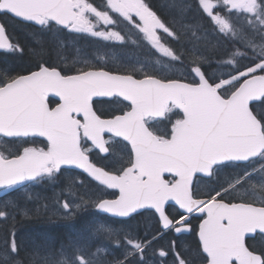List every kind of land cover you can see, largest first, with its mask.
Here are the masks:
<instances>
[{
  "label": "snow or ice",
  "instance_id": "1",
  "mask_svg": "<svg viewBox=\"0 0 264 264\" xmlns=\"http://www.w3.org/2000/svg\"><path fill=\"white\" fill-rule=\"evenodd\" d=\"M168 8L166 20L152 0H0V18L55 42L124 46L132 33L168 58L162 69L49 56L27 74L0 70V140L20 146L0 151V220L11 222L0 264H20L17 215L33 211L23 193L61 182L56 215L91 208L102 218L67 236L55 264H264V0ZM0 50L24 53L4 23ZM188 233L198 234L195 255L179 244Z\"/></svg>",
  "mask_w": 264,
  "mask_h": 264
},
{
  "label": "trees",
  "instance_id": "2",
  "mask_svg": "<svg viewBox=\"0 0 264 264\" xmlns=\"http://www.w3.org/2000/svg\"><path fill=\"white\" fill-rule=\"evenodd\" d=\"M93 2L98 6H103L104 0H93ZM152 3L159 8V12L162 18L168 19L171 14L168 8L170 5L167 0H152ZM163 5V7H160ZM1 21L5 24L6 29L14 42H17L21 47L24 48V53H7L0 54V70L5 67L11 69L15 73L27 74L30 68L35 67V61L41 57L48 58L52 56L56 58L57 63H61L65 67H72L74 63L81 59L91 56H96L98 52L97 49L118 47L119 45L115 42L110 45V43H105L104 41H99L97 38L82 37L76 41L71 39V35L64 37L63 43L55 42L49 35L40 36L35 32L34 29L28 27L12 18H1ZM39 37V43L37 38ZM128 40V39H127ZM162 40L165 43L170 41V38L166 34H162ZM109 46V47H107ZM59 49V56L52 51L53 48ZM81 51H77V49ZM129 48H132L129 46ZM137 50V48H136ZM140 51V50H138ZM34 53H40V56L34 55ZM167 62V61H166ZM109 67L120 68L122 65H112ZM4 72L0 71V75ZM102 111H111L112 107L107 104L98 105ZM176 115L173 117L175 118ZM43 146V145H39ZM20 146L13 145L5 142L0 143V151L7 154L9 151H16ZM70 175H74L70 172ZM83 179V176L81 177ZM94 183V182H93ZM63 187V183L57 185H49L45 187L32 186L27 192L23 193L24 201H26V206L30 211V219H23L21 215H17L16 233L18 243H21V250L18 253L17 258L20 264H55L56 259L59 256V250L61 242L69 235L75 234L85 225L92 226L94 221L101 219V216H97L94 210L89 208L87 211L82 212L73 220H65L61 216L55 214V206L52 202V197L54 192H59ZM112 191L107 190L105 195L110 198ZM46 196L47 200L32 199L28 198L36 196ZM47 203L49 208L44 211L41 205ZM40 208L38 213L34 212L35 209ZM147 218H144L142 223H146ZM199 221H193L194 226L198 225ZM11 227V222H5L0 220V248L3 247V239L6 234H8ZM166 243V241H165ZM198 243L197 234L191 233L185 235L179 244L183 246L185 250L184 254L188 255L189 250L192 251V255H195L194 249ZM257 247H264V241L257 240ZM191 259L192 257L189 256Z\"/></svg>",
  "mask_w": 264,
  "mask_h": 264
},
{
  "label": "rangeland",
  "instance_id": "3",
  "mask_svg": "<svg viewBox=\"0 0 264 264\" xmlns=\"http://www.w3.org/2000/svg\"><path fill=\"white\" fill-rule=\"evenodd\" d=\"M169 4L172 0H167ZM103 27V26H101ZM127 37L130 39L129 47H121L120 49L111 48L107 49L102 47L97 49L96 56L87 57L93 63L105 64V65H122V64H136L137 67H142L144 64H149L157 69H162L168 58L164 57L161 53H158L155 49H152L146 41H139L138 37L132 33H128ZM133 40L138 41L132 43ZM134 47L137 48L134 49ZM140 50V51H138ZM182 69L178 70L176 75H180ZM127 153V149H123ZM118 152V156L123 154L122 151ZM83 194V193H81Z\"/></svg>",
  "mask_w": 264,
  "mask_h": 264
},
{
  "label": "flooded vegetation",
  "instance_id": "4",
  "mask_svg": "<svg viewBox=\"0 0 264 264\" xmlns=\"http://www.w3.org/2000/svg\"><path fill=\"white\" fill-rule=\"evenodd\" d=\"M0 54H7V53L4 52V51H0ZM158 130L161 131V129H158ZM122 153H123V154H121L120 156H121V157H125V156H126V152H124V150H123ZM97 159H99V158H97Z\"/></svg>",
  "mask_w": 264,
  "mask_h": 264
},
{
  "label": "water",
  "instance_id": "5",
  "mask_svg": "<svg viewBox=\"0 0 264 264\" xmlns=\"http://www.w3.org/2000/svg\"><path fill=\"white\" fill-rule=\"evenodd\" d=\"M1 23V22H0ZM0 51H2V50H0ZM50 98H52V97H50ZM56 100H58L59 98L58 97H56L55 98ZM100 99H109V98H100ZM199 175V174H198ZM195 179V178H194ZM189 234V233H188Z\"/></svg>",
  "mask_w": 264,
  "mask_h": 264
}]
</instances>
